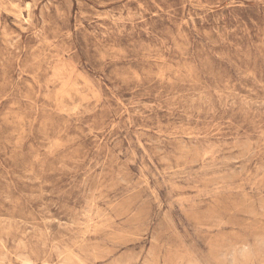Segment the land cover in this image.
Returning a JSON list of instances; mask_svg holds the SVG:
<instances>
[{
    "label": "rangeland",
    "instance_id": "rangeland-1",
    "mask_svg": "<svg viewBox=\"0 0 264 264\" xmlns=\"http://www.w3.org/2000/svg\"><path fill=\"white\" fill-rule=\"evenodd\" d=\"M0 264H264V0H0Z\"/></svg>",
    "mask_w": 264,
    "mask_h": 264
}]
</instances>
